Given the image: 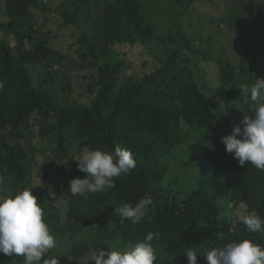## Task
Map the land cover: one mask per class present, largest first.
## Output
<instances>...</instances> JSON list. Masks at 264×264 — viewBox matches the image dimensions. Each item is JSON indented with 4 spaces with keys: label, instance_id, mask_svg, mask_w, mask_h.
I'll return each mask as SVG.
<instances>
[{
    "label": "trees",
    "instance_id": "obj_1",
    "mask_svg": "<svg viewBox=\"0 0 264 264\" xmlns=\"http://www.w3.org/2000/svg\"><path fill=\"white\" fill-rule=\"evenodd\" d=\"M79 1L72 15L90 11L89 20L96 22L93 33L77 39L80 58L88 56L83 49L95 34L102 35L104 47L113 49L89 64L96 74L87 77L85 99L60 98L52 91L49 65L65 55L49 46L48 17L38 22L31 13L47 4L9 0L7 9L0 5V80L13 84L11 89L2 86L0 95V194L33 188L37 202L43 203L45 222L69 240L63 253L54 257L49 252L45 258L88 264L89 256L109 248L118 234L119 246H125L153 233L158 257L153 264H183L189 249H195L199 264H208L203 255L213 247L243 238L264 243V234L249 232L242 223L252 210L264 217V172L247 162L240 166L221 150V137L231 134L235 125L243 128L245 114L253 115L249 107L254 105L240 85L264 78V0H230L228 8L195 15L194 25L206 24L202 28L211 31L225 27L239 44L231 55L224 48L216 54L217 41L201 34L193 43L206 40L216 57L203 51L198 67L194 60L185 61L180 50L162 47L138 0H106L101 16L98 12L95 17L93 5ZM58 13L68 22L64 11ZM115 44L142 47V67L152 71L119 80L129 63L122 62ZM209 62L216 64L212 86L205 73ZM13 92L22 100L8 102ZM158 114H166L167 120L160 121ZM116 147L132 150L136 167L130 174L114 178L115 187L103 192L84 197L71 196L69 189L66 193L64 166L84 178L74 159ZM49 190L56 199L66 195L62 218ZM147 196L153 203L143 221L121 224L114 208L135 205ZM240 205L244 210L238 218ZM0 264H24V257L0 253Z\"/></svg>",
    "mask_w": 264,
    "mask_h": 264
},
{
    "label": "clouds",
    "instance_id": "obj_2",
    "mask_svg": "<svg viewBox=\"0 0 264 264\" xmlns=\"http://www.w3.org/2000/svg\"><path fill=\"white\" fill-rule=\"evenodd\" d=\"M14 44L13 41L11 45ZM239 90L253 103L254 107H249L253 115L245 114L240 122L243 128L235 125L231 134L221 137L225 145L221 150L225 155L234 156L240 166L247 162L264 172V78L256 77L251 86L243 83ZM74 160L86 176L79 178V174H72L71 196L84 197L114 188V178L128 175L136 167L132 150L120 147L113 152L91 150ZM32 189L24 187L0 194V253L7 257L23 256L24 264H60L56 258H45L56 247V237L44 220L43 203L37 202ZM48 196L57 200L56 193L51 190ZM152 203V198L147 196L135 205L122 203L114 208V213L120 223L127 220L136 225L143 221ZM242 223L249 232L264 234V217L256 211L244 215ZM153 240L154 234L148 233L142 240L119 246L121 250L115 246L98 248L89 256L88 264L89 261L95 264H153L158 259ZM197 256L195 249L187 250L182 256L183 264H199ZM203 256L208 264H264V243L251 238L232 240L222 247L211 248Z\"/></svg>",
    "mask_w": 264,
    "mask_h": 264
},
{
    "label": "rangeland",
    "instance_id": "obj_3",
    "mask_svg": "<svg viewBox=\"0 0 264 264\" xmlns=\"http://www.w3.org/2000/svg\"><path fill=\"white\" fill-rule=\"evenodd\" d=\"M9 0H0V5L7 9L6 3ZM63 0H42L47 4L45 8H37L42 10H33L31 13L36 14L38 22H41L44 17H48V22L45 26L46 32L49 31V46L54 52H62L65 58L60 63H51L49 70L52 72V81L50 82L52 91L58 97L63 98L65 95H69L72 98L85 99L84 92L86 89L87 77L96 74V69L93 64L95 59L100 56H108L112 52V48L104 47L101 41V34H95L93 40H91L88 48H84L83 51L88 54L85 58H80L79 55V43L77 39L82 36L83 33L90 35L94 32L96 22L94 18H91L88 24L85 26L86 21L89 19L90 11L84 14L72 15L74 4L80 3L79 0H69L67 4L58 5ZM141 13L144 15L146 22L152 26L153 35L157 37V40H161L163 48L167 51L180 50L185 61L186 57L190 60H194L198 67L201 59L203 58V51L205 54L211 53V57H216L212 54L210 45L207 41L201 43H193V40L198 38L201 34L204 37L209 35L213 40L217 41L214 48L215 53L220 54L224 48L225 54L235 52L239 47L236 42V37L226 30L225 27H218L217 30L211 31V28L204 29L202 27L206 24H201L200 27L194 25V17L199 12H217L221 8L230 5V0H216L211 3L209 0H138ZM93 5L92 14H102V7L104 8L106 0H85ZM245 5L250 6L246 1ZM64 11L68 22H65L61 13ZM9 16V15H8ZM3 19H6L4 16ZM101 20V19H100ZM208 22V20H207ZM208 25V23H207ZM182 28V34L179 32V28ZM154 37V38H155ZM164 38V40L159 39ZM169 37L173 39H168ZM11 44H13L12 36ZM187 42V44H186ZM188 45V46H187ZM114 49L122 58V62L129 63V68L122 71L119 75L120 79H126L130 81L134 75H142L148 73L151 68L142 67L144 59V50L142 47L128 46L127 44H115ZM118 64L120 62H117ZM125 65H123L124 67ZM216 64L209 62L205 68V73L209 77L208 84L210 86L216 80ZM203 68V65L202 67ZM2 86L7 89H11L13 84L8 81L0 80V95ZM67 89H70L69 92ZM22 100L17 98L16 92H13V98L8 102H15ZM204 114V113H203ZM160 121H166V114H158ZM41 159H39L40 161ZM61 166H63L61 164ZM36 169V167L34 166ZM66 174L64 173L63 182H65V190L69 189V181L72 179V175L69 170L64 166ZM37 178L35 177V183ZM62 186L61 184H59ZM56 206L59 210V216L62 218L64 210L67 208L66 195L57 198ZM244 207L238 206L236 216L240 218L243 214ZM45 213V212H44ZM123 223V222H122ZM121 223V224H122ZM129 224V222H127ZM61 223H59L60 225ZM47 225L51 229L52 233L56 237V247L51 249L50 254L56 257L58 254L63 253L67 249V243L69 240L61 233L56 231L51 224L47 222ZM76 237V236H75ZM107 235L106 238H108ZM122 240L121 234H118L116 238L109 244V248L112 246L119 248V244ZM121 250V249H120ZM90 254V253H88ZM87 254V255H88Z\"/></svg>",
    "mask_w": 264,
    "mask_h": 264
}]
</instances>
